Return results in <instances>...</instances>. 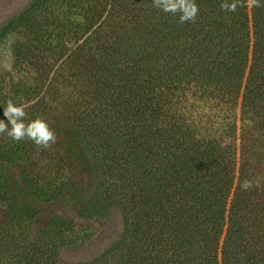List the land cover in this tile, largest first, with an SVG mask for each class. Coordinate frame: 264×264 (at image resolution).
<instances>
[{"label": "trees", "instance_id": "1", "mask_svg": "<svg viewBox=\"0 0 264 264\" xmlns=\"http://www.w3.org/2000/svg\"><path fill=\"white\" fill-rule=\"evenodd\" d=\"M51 2L20 19L33 78L0 91V119L11 99L26 123L71 127L96 186L70 180L60 147L0 134V264H264V6L194 0L181 23L153 0H64L42 26ZM52 206L75 214L31 232Z\"/></svg>", "mask_w": 264, "mask_h": 264}, {"label": "rangeland", "instance_id": "2", "mask_svg": "<svg viewBox=\"0 0 264 264\" xmlns=\"http://www.w3.org/2000/svg\"><path fill=\"white\" fill-rule=\"evenodd\" d=\"M36 0H0V91L7 92L11 84H22L26 87L33 76H29L30 68L27 67L26 61L23 64L17 61V51L27 50V42L30 38L27 27H25L20 19L31 7ZM51 4L47 12L38 10L33 15V20L40 22L42 26L50 24L51 21L55 23L57 19L53 16L64 18L68 15L67 9L63 6L64 0H51ZM251 8V3H250ZM76 13V12H75ZM77 14V13H76ZM75 17V15H71ZM31 20V24L35 22ZM60 20V19H59ZM59 22V21H58ZM13 26V28H12ZM7 28H10L6 30ZM48 35L54 40H57L58 30L49 32ZM70 42L64 50L68 51L71 48ZM57 58H52L51 67L55 64ZM26 63V64H25ZM55 72V70H54ZM69 91L65 92V101L69 98ZM240 113L238 112V117ZM238 125L240 126L239 120ZM240 128V127H239ZM55 133V142H49L47 147L58 149L60 147L62 153L69 163L68 176L71 181L80 184L88 197H91L92 192L96 186V180L92 173V161L83 144L81 143L76 132L66 125L59 127ZM240 159V152H238V160ZM75 209V212H77ZM71 217L73 214L68 209H61L60 206L46 207L44 213L37 219L31 232L36 233L43 228L49 221L52 215ZM10 224L9 217L5 208L0 205V231L7 228ZM92 231L100 229L99 224L94 225Z\"/></svg>", "mask_w": 264, "mask_h": 264}, {"label": "clouds", "instance_id": "3", "mask_svg": "<svg viewBox=\"0 0 264 264\" xmlns=\"http://www.w3.org/2000/svg\"><path fill=\"white\" fill-rule=\"evenodd\" d=\"M257 7L264 6V0H254ZM153 5L164 12L180 13V22L194 21L198 12V7L194 0H153ZM221 9L229 12L236 11V5L224 0ZM26 104H17L9 99L6 106L3 105V115L0 119V134L10 137L14 141H21L25 138L32 140L36 145L47 147L49 142H55V133L49 128L48 124L40 118L25 122ZM240 187L242 190H249L253 187L250 180L245 179Z\"/></svg>", "mask_w": 264, "mask_h": 264}]
</instances>
